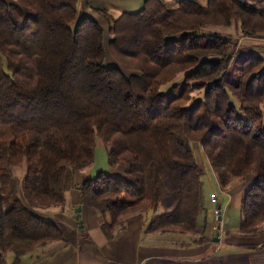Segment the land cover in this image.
<instances>
[{
	"label": "trees",
	"instance_id": "1",
	"mask_svg": "<svg viewBox=\"0 0 264 264\" xmlns=\"http://www.w3.org/2000/svg\"><path fill=\"white\" fill-rule=\"evenodd\" d=\"M259 1L143 0L117 17L96 7L94 18L78 16L73 0H0V264L63 238L40 211L64 205L94 161L96 136L123 169L80 183L107 238L150 214L146 232L208 239L206 172L193 142L222 190L254 176L238 230L264 231V57L236 64L227 37L187 34L234 18L245 35L264 32Z\"/></svg>",
	"mask_w": 264,
	"mask_h": 264
},
{
	"label": "crops",
	"instance_id": "2",
	"mask_svg": "<svg viewBox=\"0 0 264 264\" xmlns=\"http://www.w3.org/2000/svg\"><path fill=\"white\" fill-rule=\"evenodd\" d=\"M92 4L88 3L89 6ZM139 4L140 7L142 4ZM96 7L106 6L92 8ZM129 11L134 12L136 9ZM84 13L97 18L91 9H85ZM244 53L264 52L252 48ZM191 147L207 173L204 180L206 194L217 191L219 195L221 215L215 230L211 202L208 200V210L212 215L211 225L206 231L208 239L197 241L195 236L175 232H146L145 225L150 214L128 219L112 238H107L100 229L98 214L82 204L77 189L82 180L88 178L84 176L85 168L76 175L75 186L66 193L62 207L40 211L56 223L63 238L34 248L21 258L20 264H264V231L255 236H243L238 230L241 198L254 176L246 175L222 190L208 159L202 154L201 145L193 142ZM110 170L111 176H123L121 166H112ZM24 174L25 167L24 171L20 170L15 175L22 179ZM77 206L80 207L79 211ZM229 210H233L235 216L231 217L233 213H229ZM78 220L82 227H79ZM215 236L218 237L216 242L213 241ZM7 261L10 263L12 259Z\"/></svg>",
	"mask_w": 264,
	"mask_h": 264
},
{
	"label": "rangeland",
	"instance_id": "3",
	"mask_svg": "<svg viewBox=\"0 0 264 264\" xmlns=\"http://www.w3.org/2000/svg\"><path fill=\"white\" fill-rule=\"evenodd\" d=\"M165 1L172 8L177 6L176 0H165ZM198 1H200V3H202L204 5L207 3V0H198ZM89 2L93 3L92 6L88 5ZM139 2H141V4L143 3L142 0H73L72 3H74V5L76 6V8L78 10V16H80V17L84 16L85 9L86 10L91 9V11L94 13V15L96 17H98V14L95 13L94 8H92L95 6H106L108 8L109 13H111L114 17H117L123 11L120 9H124L126 11L135 10V9L137 10V8L140 5ZM259 4L264 6V0H260ZM140 8H141V6L139 7V9ZM82 10H84V12ZM103 26L106 30V34H105L106 42L105 43H107L108 39L109 38L111 39V35L107 32L105 22L103 23ZM187 34L189 35L190 38L195 37L198 34L199 35L201 34L203 36L207 35V36H210L213 38L227 37V39H230L233 43L234 56H236L235 57V63L236 64L239 63L243 54H245L244 51L251 50L252 48H254L257 51L259 50V51L264 52V32H257V33L251 34V35H248V34L245 35L242 33V31L240 29V21L236 18L232 19V22L229 26L210 25V26H207L205 29H203L199 32L189 31V32H187ZM262 54L260 53L258 55L264 57V53H262ZM109 58H110V56H109ZM180 76L181 75H179L178 78ZM165 87L166 86H162L161 90L167 89ZM196 93L197 92H194L193 94H196ZM262 111H263L262 124L264 126V106H263ZM95 143H96V146H95V153H94V161L91 165L88 166V168H86V171L84 174L85 177H92L99 171H102L108 175H109V171L111 172L110 169L112 168V166H110V164L107 161V149L108 148L104 145L103 141L98 136H96V138H95ZM202 154L204 155L203 152H202ZM24 167H25L24 163L21 166L16 167L15 168V174H16V172H18L20 170L24 171ZM206 175H207V173H206ZM78 186H80V185H78ZM78 186H77V189H79ZM51 207L58 208V207H62V206L53 205ZM51 207H49V208H51ZM49 208H46V209H49ZM77 208H78V206H77ZM230 212L233 213V214H231V217L235 216L233 210H229V213ZM209 219L212 220L211 211L209 212ZM6 257H7V259L11 260L13 257V254L8 253L6 255Z\"/></svg>",
	"mask_w": 264,
	"mask_h": 264
},
{
	"label": "built area",
	"instance_id": "4",
	"mask_svg": "<svg viewBox=\"0 0 264 264\" xmlns=\"http://www.w3.org/2000/svg\"><path fill=\"white\" fill-rule=\"evenodd\" d=\"M209 201L211 202L212 215H213V229H216V223L219 222L218 218L221 215V209L219 206V195L217 191H213L208 195Z\"/></svg>",
	"mask_w": 264,
	"mask_h": 264
},
{
	"label": "water",
	"instance_id": "5",
	"mask_svg": "<svg viewBox=\"0 0 264 264\" xmlns=\"http://www.w3.org/2000/svg\"><path fill=\"white\" fill-rule=\"evenodd\" d=\"M78 188L80 189L81 188V186H78ZM80 210V207H78V211ZM218 220H220V217L218 218ZM213 241H218V237L217 236H215V237H213Z\"/></svg>",
	"mask_w": 264,
	"mask_h": 264
}]
</instances>
